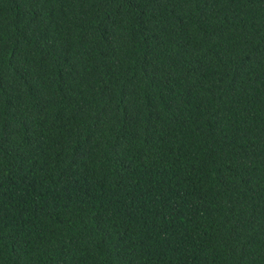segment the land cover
<instances>
[{"label": "trees", "instance_id": "obj_1", "mask_svg": "<svg viewBox=\"0 0 264 264\" xmlns=\"http://www.w3.org/2000/svg\"><path fill=\"white\" fill-rule=\"evenodd\" d=\"M0 264H264V0H0Z\"/></svg>", "mask_w": 264, "mask_h": 264}]
</instances>
